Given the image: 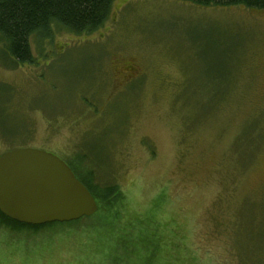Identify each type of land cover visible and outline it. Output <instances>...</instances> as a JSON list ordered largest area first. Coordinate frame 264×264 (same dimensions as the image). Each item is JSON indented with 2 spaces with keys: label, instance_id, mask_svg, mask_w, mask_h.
Listing matches in <instances>:
<instances>
[{
  "label": "rangeland",
  "instance_id": "1",
  "mask_svg": "<svg viewBox=\"0 0 264 264\" xmlns=\"http://www.w3.org/2000/svg\"><path fill=\"white\" fill-rule=\"evenodd\" d=\"M29 45L30 65L0 45V155L84 156L121 195L89 219L0 217V264H129L143 217L175 264L264 263V10L114 0L99 29L54 24ZM111 210L119 239L100 223Z\"/></svg>",
  "mask_w": 264,
  "mask_h": 264
},
{
  "label": "trees",
  "instance_id": "2",
  "mask_svg": "<svg viewBox=\"0 0 264 264\" xmlns=\"http://www.w3.org/2000/svg\"><path fill=\"white\" fill-rule=\"evenodd\" d=\"M114 0H0V45L3 53L6 54L16 64H33L34 58L29 45L31 35L46 36L52 25H58L74 34L89 33L99 29L107 20ZM189 3L198 7L224 8L229 6H243L249 9L264 10V0H177ZM66 164L71 168L75 177L89 190L98 201H108L109 206L120 197L121 192L111 173L106 174L102 170H95L89 167L86 160H81L78 166L71 164L66 159ZM82 168V170H81ZM88 176L85 179L80 174ZM99 189V191L96 190ZM98 211V210H97ZM117 211L101 213V226L107 239H119L123 234L126 236L127 227L120 230L117 224ZM96 214V213H95ZM94 214V215H95ZM100 214V213H99ZM94 215L87 217L92 218ZM0 217L8 220L17 226L39 228L44 225L56 224L48 223L44 225H27L13 221L0 213ZM98 217V216H97ZM86 218V219H87ZM154 224L150 217L137 218L132 223H128V230L133 228L145 229L143 236L131 239L129 253L124 250L129 259V264H175L179 261V254L175 249H169V254L164 251L165 241L161 234L149 231V227ZM100 226V227H101ZM101 227V228H102ZM118 228V235L115 234ZM104 234V235H105ZM106 237V236H105ZM126 238V237H125ZM127 239V238H126ZM129 241V240H128ZM176 242L174 238L171 240ZM130 244V242H128ZM103 245V244H102ZM106 245L105 248L108 249ZM127 248V247H126ZM125 248V249H126ZM101 251V250H99ZM264 264V263H262Z\"/></svg>",
  "mask_w": 264,
  "mask_h": 264
},
{
  "label": "water",
  "instance_id": "3",
  "mask_svg": "<svg viewBox=\"0 0 264 264\" xmlns=\"http://www.w3.org/2000/svg\"><path fill=\"white\" fill-rule=\"evenodd\" d=\"M98 205L69 166L50 152L15 148L0 155V213L27 225L90 217Z\"/></svg>",
  "mask_w": 264,
  "mask_h": 264
}]
</instances>
